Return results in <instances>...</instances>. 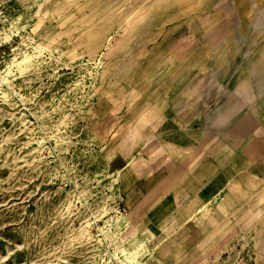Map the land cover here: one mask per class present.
Instances as JSON below:
<instances>
[{"label": "rangeland", "instance_id": "obj_1", "mask_svg": "<svg viewBox=\"0 0 264 264\" xmlns=\"http://www.w3.org/2000/svg\"><path fill=\"white\" fill-rule=\"evenodd\" d=\"M120 155L171 169L170 232ZM218 155L264 175V0H0V264H264L263 179L197 200Z\"/></svg>", "mask_w": 264, "mask_h": 264}, {"label": "crops", "instance_id": "obj_2", "mask_svg": "<svg viewBox=\"0 0 264 264\" xmlns=\"http://www.w3.org/2000/svg\"><path fill=\"white\" fill-rule=\"evenodd\" d=\"M186 119L183 117L181 121L177 119L174 121L179 125L181 130L188 133V130L185 128ZM156 131H159L161 136H156L154 133L155 139L173 142L171 138L173 134H169V131L165 132L163 129ZM224 153L227 154V152ZM190 154L192 153L188 154L185 151L182 155L174 156L180 158ZM223 157L224 155L220 157L218 155L213 159L214 161H209L208 159L201 161L198 174H196L198 191L195 194H197L199 203L206 204L205 207L218 198L227 188L232 189L239 185L241 175L249 179L250 172H254V162L250 163L249 161L239 159L236 155H228V159L226 160ZM254 161H256V157H254ZM111 163L117 169L116 172L121 174L123 184L126 186V196H135V198L140 196L134 213V215H138L137 217L141 215L137 220L140 223L139 226L153 235H162L170 232L174 226V223H170V220L175 215L176 209V197L170 194L169 188L167 189L171 169L164 168V172H162L156 166L145 168L141 165L140 161L134 159L128 160L121 155L114 156ZM258 176L260 180L264 177V175L260 176L259 174ZM258 178H255L251 183H256ZM260 197L264 201L261 186ZM198 210H203V206L195 210L196 214H199ZM174 233L176 232L173 230L170 236L168 235L161 239L162 243H167Z\"/></svg>", "mask_w": 264, "mask_h": 264}, {"label": "bare ground", "instance_id": "obj_3", "mask_svg": "<svg viewBox=\"0 0 264 264\" xmlns=\"http://www.w3.org/2000/svg\"><path fill=\"white\" fill-rule=\"evenodd\" d=\"M118 130H114L111 132L110 134V138L112 140H115L118 138ZM155 135L156 136H161V133L159 131H155ZM162 150L165 152H171L173 155L175 156H179L182 155L185 151H187V148L182 147V146H178L175 143L171 142L170 140H163L162 141ZM258 174L254 173L253 171L250 172V177L249 179H246L247 182L253 181L255 178H258ZM262 183H261V190H262V198H264V177L262 178ZM239 180V179H238ZM203 212V210H198V213Z\"/></svg>", "mask_w": 264, "mask_h": 264}]
</instances>
